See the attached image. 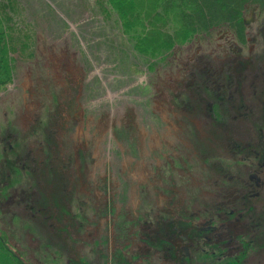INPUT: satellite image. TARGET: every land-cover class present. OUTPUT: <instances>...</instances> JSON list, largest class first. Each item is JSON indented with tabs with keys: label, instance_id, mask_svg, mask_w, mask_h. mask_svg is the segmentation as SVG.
I'll list each match as a JSON object with an SVG mask.
<instances>
[{
	"label": "rangeland",
	"instance_id": "1",
	"mask_svg": "<svg viewBox=\"0 0 264 264\" xmlns=\"http://www.w3.org/2000/svg\"><path fill=\"white\" fill-rule=\"evenodd\" d=\"M19 1L6 31L11 38L20 22L32 33L14 36L23 50L8 55L0 86V235L26 264H162L144 255L155 242L152 227L142 229L155 218L160 171L140 163L136 147L147 156L158 146L157 114L169 118L166 82L175 65L191 68L197 50L199 62L225 50L242 81L257 74L262 83L264 10L245 6L241 18L255 11L243 43L220 25L150 62L95 0ZM164 200L157 205L173 208Z\"/></svg>",
	"mask_w": 264,
	"mask_h": 264
},
{
	"label": "flooded vegetation",
	"instance_id": "2",
	"mask_svg": "<svg viewBox=\"0 0 264 264\" xmlns=\"http://www.w3.org/2000/svg\"><path fill=\"white\" fill-rule=\"evenodd\" d=\"M226 53L175 65L165 85L169 118L157 114L158 146H147L145 156L140 140L134 152L160 171L155 218L142 229L152 227L155 242L144 255L153 252L162 264H264V79L242 81ZM164 199L173 208L157 205Z\"/></svg>",
	"mask_w": 264,
	"mask_h": 264
},
{
	"label": "trees",
	"instance_id": "3",
	"mask_svg": "<svg viewBox=\"0 0 264 264\" xmlns=\"http://www.w3.org/2000/svg\"><path fill=\"white\" fill-rule=\"evenodd\" d=\"M19 1V0H18ZM102 14L109 18L113 13L124 34L132 32L133 48L144 59L156 61L163 50L173 48L193 36L207 34L212 28L225 25L235 31L236 38L244 42V24L241 13L247 4H257L264 10V0H95ZM20 3V1H19ZM17 0H0V86L8 81L12 50L21 48L14 36L30 39L32 30L27 24L11 38L6 22L14 25L18 14ZM5 23L2 24V19ZM172 23V28L168 24ZM18 25V24H17ZM29 36H28V35ZM32 40V37H31ZM10 43V44H9ZM26 48V46L24 45ZM10 48V51H9ZM20 50H23L22 48ZM164 54V53H163ZM166 56V55H165ZM164 56V57H165ZM163 57V59H164ZM151 65V64H150ZM0 264H26L0 235Z\"/></svg>",
	"mask_w": 264,
	"mask_h": 264
},
{
	"label": "water",
	"instance_id": "4",
	"mask_svg": "<svg viewBox=\"0 0 264 264\" xmlns=\"http://www.w3.org/2000/svg\"><path fill=\"white\" fill-rule=\"evenodd\" d=\"M254 11H255V9H251L250 15L248 17L243 18L244 25H249L250 22L253 20V13H254Z\"/></svg>",
	"mask_w": 264,
	"mask_h": 264
}]
</instances>
